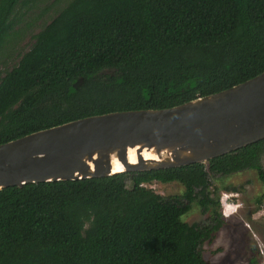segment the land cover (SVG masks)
<instances>
[{"label": "trees", "instance_id": "obj_1", "mask_svg": "<svg viewBox=\"0 0 264 264\" xmlns=\"http://www.w3.org/2000/svg\"><path fill=\"white\" fill-rule=\"evenodd\" d=\"M47 1L0 0V59L53 17L0 72V146L89 117L172 109L264 73V0ZM26 10L36 11L22 26ZM263 162L264 140L207 164L1 190L0 264H210L204 246L226 222L211 172L256 171L264 186ZM154 182L185 192L142 187ZM198 198L212 213L205 230L181 222Z\"/></svg>", "mask_w": 264, "mask_h": 264}, {"label": "water", "instance_id": "obj_2", "mask_svg": "<svg viewBox=\"0 0 264 264\" xmlns=\"http://www.w3.org/2000/svg\"><path fill=\"white\" fill-rule=\"evenodd\" d=\"M263 140L264 73L172 109L89 117L1 145L0 191L206 164ZM145 151L160 160L144 161Z\"/></svg>", "mask_w": 264, "mask_h": 264}, {"label": "rangeland", "instance_id": "obj_3", "mask_svg": "<svg viewBox=\"0 0 264 264\" xmlns=\"http://www.w3.org/2000/svg\"><path fill=\"white\" fill-rule=\"evenodd\" d=\"M54 1L49 0L42 6L51 5ZM67 1H63L61 8L66 5ZM35 11L33 13L28 10L24 11L22 26L32 19ZM52 18L47 15L37 22V26L33 29H26L22 33L15 48L7 52L5 58L0 59L1 73L18 63L21 54L31 48L34 42L33 36ZM211 178V194L212 191L214 194H219L221 207L219 211L221 210L226 222L215 234L214 239L205 244V259L210 264H253L254 262L264 264V204L261 208L257 204V201L264 195V186L257 172L247 171L232 175L211 172ZM153 190L162 197L182 196L185 192V188L178 183H157L153 186ZM225 208H227V217L223 213ZM211 216V211L198 198L187 204V210L181 222L188 229L205 230L210 225Z\"/></svg>", "mask_w": 264, "mask_h": 264}, {"label": "bare ground", "instance_id": "obj_4", "mask_svg": "<svg viewBox=\"0 0 264 264\" xmlns=\"http://www.w3.org/2000/svg\"><path fill=\"white\" fill-rule=\"evenodd\" d=\"M136 151L137 150H131L129 152L130 164H136L138 162V156L136 154ZM142 158L144 159V161H151V160L158 161V160H160V158H158V156H156L153 152L148 153L147 151H145L142 154ZM122 169H123L122 165L118 161L115 160L114 161V170L117 172V171H120Z\"/></svg>", "mask_w": 264, "mask_h": 264}, {"label": "built area", "instance_id": "obj_5", "mask_svg": "<svg viewBox=\"0 0 264 264\" xmlns=\"http://www.w3.org/2000/svg\"><path fill=\"white\" fill-rule=\"evenodd\" d=\"M158 182H154L152 184H143L142 187L145 188V189H148V190H152L154 193H156L154 190H153V186H156ZM157 194V193H156ZM159 195V194H158ZM224 204H226V202L224 201ZM227 213V208L224 209V214Z\"/></svg>", "mask_w": 264, "mask_h": 264}, {"label": "clouds", "instance_id": "obj_6", "mask_svg": "<svg viewBox=\"0 0 264 264\" xmlns=\"http://www.w3.org/2000/svg\"><path fill=\"white\" fill-rule=\"evenodd\" d=\"M223 213H224V211H223ZM226 217H227V215L226 214H224Z\"/></svg>", "mask_w": 264, "mask_h": 264}]
</instances>
